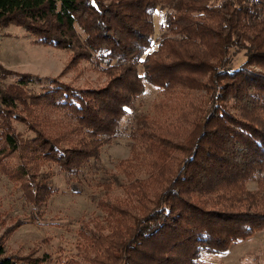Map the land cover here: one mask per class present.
I'll use <instances>...</instances> for the list:
<instances>
[{"label": "trees", "instance_id": "obj_1", "mask_svg": "<svg viewBox=\"0 0 264 264\" xmlns=\"http://www.w3.org/2000/svg\"><path fill=\"white\" fill-rule=\"evenodd\" d=\"M159 5L164 31L153 48ZM9 24L70 50L66 67L106 63L94 88L0 67L16 78L0 85V170L33 206L53 193L44 163L79 179L145 84L161 94L155 115L139 113L129 128L133 156L119 165L132 170L125 183L115 178L123 196L103 183V217L78 230L82 261L197 264L264 229V0H0V28ZM232 49L245 50L238 67ZM31 82L39 92L26 89ZM14 121L33 135L22 137ZM138 163L144 178L134 173ZM46 260L7 255L0 240V264Z\"/></svg>", "mask_w": 264, "mask_h": 264}, {"label": "rangeland", "instance_id": "obj_2", "mask_svg": "<svg viewBox=\"0 0 264 264\" xmlns=\"http://www.w3.org/2000/svg\"><path fill=\"white\" fill-rule=\"evenodd\" d=\"M152 20L155 48L159 36L164 31L163 5L153 11ZM77 31L83 38L78 28ZM34 40L24 28L14 24L0 28L1 69L31 73L40 77H56L79 88H94L105 82L106 77L101 71L106 65L105 62L100 64L97 61L81 60L75 66L66 67L72 54L70 50L37 43ZM245 58V50L232 49L233 67H238ZM141 68L138 67L140 71ZM15 82L13 75H6L0 70L2 88ZM26 89L39 92L41 84L31 82ZM204 93L199 91L197 95L201 97ZM160 97L157 87L145 84L143 93L136 98L122 118L116 138L102 147L98 161H91L81 170L79 179L74 174L60 170L52 162L44 163L40 172L48 178L53 193L43 207L29 204L22 189L18 187L19 183L0 170V240L5 254L23 259L47 258L43 264H63L70 259H78L81 264H87L77 254L80 245L78 230L82 223L103 217L104 212L96 204L97 200L104 196L106 188L103 183L110 182L111 187L107 190L112 196H123L120 184L128 181L126 173L132 169H126L119 165V162L133 156L128 138L129 128L135 115H155L153 106ZM13 123L15 130L21 133L22 137L29 138L33 135L23 123ZM14 159H11L13 163ZM139 164L132 165L134 173L138 178H144L145 170ZM248 188L255 189L256 183H248ZM258 263L264 264V229L232 243L224 252L204 253L197 264Z\"/></svg>", "mask_w": 264, "mask_h": 264}]
</instances>
